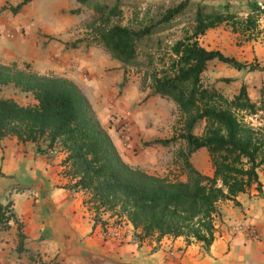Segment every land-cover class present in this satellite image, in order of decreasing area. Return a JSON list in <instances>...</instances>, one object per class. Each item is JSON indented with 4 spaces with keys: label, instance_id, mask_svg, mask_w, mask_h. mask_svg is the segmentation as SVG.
Returning a JSON list of instances; mask_svg holds the SVG:
<instances>
[{
    "label": "trees",
    "instance_id": "1",
    "mask_svg": "<svg viewBox=\"0 0 264 264\" xmlns=\"http://www.w3.org/2000/svg\"><path fill=\"white\" fill-rule=\"evenodd\" d=\"M29 1L11 6L12 12L19 13ZM76 1L100 14L90 25L95 42L125 66L143 70L152 95L177 105L182 124L176 134L154 138L143 146H169L183 140L186 145L178 151L177 159L186 179L130 165L80 86L67 77L39 74L30 64L21 68L17 62L0 61V84L32 93L36 99L35 103L21 104L13 97L0 96V141L7 136L22 142L48 140V147L66 151L65 174L75 179L70 188L90 195L87 203L97 216H125L138 240L183 236L188 244L200 242L210 247L215 240L219 202L239 204L240 193L262 184L264 89L260 100L254 101L246 84L232 97L206 85L203 74L213 60L237 69L261 68L220 49H210L200 38L223 24L252 38L264 13V0H149L157 9L152 14L147 11L137 25L121 20L125 6H130L126 0ZM79 12L81 7L71 10ZM181 16L186 19L181 36L167 40L171 33H164L178 26ZM126 82L124 78L123 84ZM202 122L203 131L197 133ZM127 130L123 136L128 137ZM203 147L210 156L213 176L202 173L191 161L193 153ZM12 205L11 200L0 203V230L10 228L13 220L17 222L22 249L23 223ZM31 260L34 264H56L39 255H32Z\"/></svg>",
    "mask_w": 264,
    "mask_h": 264
},
{
    "label": "crops",
    "instance_id": "2",
    "mask_svg": "<svg viewBox=\"0 0 264 264\" xmlns=\"http://www.w3.org/2000/svg\"><path fill=\"white\" fill-rule=\"evenodd\" d=\"M240 48L244 50L242 61L258 64L261 69L250 71L230 66L232 73L236 74H227L223 78H231L230 83L237 85L238 89L246 84L250 97L258 101L264 89V34L245 38ZM109 57L95 46L87 50L71 49L30 30L24 34L19 29V22L14 23L0 12V61L7 64L17 62L21 68L30 64V68L39 74L74 80L104 124L110 122L113 113H122L123 116L128 113L132 117L135 102L144 94L141 90L132 93V85L128 82L125 92L120 97L117 95L115 85L126 78V70L121 62ZM217 61H211L208 68ZM112 67L117 69L108 70ZM16 90L26 97L23 102L13 96L21 104L36 102L32 93ZM149 93L150 90L146 95ZM162 98L151 94L148 102ZM107 125L124 157L125 144L115 127ZM144 127L146 136L155 132L145 124ZM48 144V140L22 142L16 136H7L0 141V203L13 202L25 235L21 249L17 222L13 220L10 228L0 230V264H34L32 255L52 262L55 257H60V253L64 254L47 230L48 214L64 215L84 240L122 257L149 258L157 264H264V167L259 171L261 186L253 184L247 192L240 193L237 197L239 204L232 200L219 202L215 240L210 247L200 242L188 244L183 236L166 235L160 241L155 236L138 240L133 224L125 216L120 220L124 223L126 240L120 243L107 241L103 236L104 226L114 223L117 216L103 213L96 219L93 206L87 203L88 194L70 188L75 179L65 174L67 152L58 147L57 154L47 155ZM191 161L202 173L213 176L214 168L205 147L193 153ZM181 178L186 179V174L182 173ZM234 224L255 226L259 238L251 239L241 231L232 232Z\"/></svg>",
    "mask_w": 264,
    "mask_h": 264
},
{
    "label": "rangeland",
    "instance_id": "3",
    "mask_svg": "<svg viewBox=\"0 0 264 264\" xmlns=\"http://www.w3.org/2000/svg\"><path fill=\"white\" fill-rule=\"evenodd\" d=\"M22 1L23 0H0V12L2 11L5 18L10 19L14 23L19 22V29L22 33L27 34L28 30H30L31 33L44 36L48 38L49 41H54L56 43L60 42L65 45L66 43L71 44L76 42L78 44L76 47L68 46L71 49L82 48L83 50H87L90 46H95L103 50L105 56L112 57L101 44L95 42V38L92 35L93 33L92 29H90V25L96 22L100 16L93 8L81 5L76 0H30L23 6L19 13L14 14L11 10V6H16ZM126 1L130 6H125L124 8V16L121 19L124 24L131 23L137 25L147 11L149 14H152L157 9V6L150 4L149 0ZM132 3H139V5L133 6L131 5ZM79 7H81V12L71 13V10ZM184 20H186L185 17L181 16L178 18L179 25L170 30L168 29L166 31L167 33H164L166 36L171 33L170 38L167 37V40L181 36V28L186 24ZM253 33H259V36H261V33L264 34V13L259 16V26ZM245 38H247V35L234 32L229 25L223 24L219 27L210 29L200 38V41L210 49H220L227 55L243 60L244 50L240 47L245 41ZM123 66L126 70L124 76L127 78V83L123 84L124 78L117 82L115 85L118 91L117 95L119 96L125 92L128 82L132 85V93L138 90L144 91L140 99L135 102L134 107L136 110L132 112V117L128 113L124 116L122 113L118 115L113 113L110 122L107 123L112 125V128L113 126L115 127L118 136L121 137L125 144L124 146L126 149L123 152V158L130 165L140 167L150 173L168 175L171 178H181L183 168L180 161L177 159V153L186 145L183 140H178L169 146L160 144L147 147L143 146L144 142L154 138H167L176 134L182 124L181 113L177 105L168 98L158 99L157 102L149 103L148 98L151 96V93L146 95V92L149 90L150 92L152 91L149 88V79L145 80L144 71L136 67L125 66L124 64ZM22 68H26V66ZM120 68L121 67H118V69ZM115 69H117V67H112L108 70ZM234 70L236 71V69ZM227 74L236 73H232L230 65L217 61L213 66L207 68L206 72L203 74V81L206 85H214L227 96L232 97L239 89L237 85L230 83L231 81L226 82L221 80V78ZM0 96H14L23 102L26 101V97L23 93H19L16 88L11 85L6 86L0 84ZM125 108L127 109V106H125ZM124 121L125 123L122 125ZM255 122L257 123V121ZM107 124H104V126L108 130ZM144 124L147 128L148 126L153 128L155 132L149 136L144 135ZM204 125L205 123L202 122L197 127L196 132L201 133ZM123 127L125 130L128 129V137L123 136ZM134 137L136 141H132ZM89 197L90 195L88 194V198ZM99 216L96 215V219H99ZM116 216L117 219L113 224L117 223L121 217L118 215ZM60 254V257L57 256L52 260L56 264H79L78 261L72 257L62 253Z\"/></svg>",
    "mask_w": 264,
    "mask_h": 264
},
{
    "label": "water",
    "instance_id": "4",
    "mask_svg": "<svg viewBox=\"0 0 264 264\" xmlns=\"http://www.w3.org/2000/svg\"><path fill=\"white\" fill-rule=\"evenodd\" d=\"M47 230L61 251L79 264H157L149 258H127L102 250L84 240L62 214H48Z\"/></svg>",
    "mask_w": 264,
    "mask_h": 264
},
{
    "label": "built area",
    "instance_id": "5",
    "mask_svg": "<svg viewBox=\"0 0 264 264\" xmlns=\"http://www.w3.org/2000/svg\"><path fill=\"white\" fill-rule=\"evenodd\" d=\"M58 150L59 149L57 146L47 147L46 154L52 156L57 154ZM231 231L232 232L241 231L251 239L259 238L260 236L258 229L252 225L244 226L243 224H234L231 226ZM103 236L107 241H118L120 243H123L126 240L124 223L120 220V218L117 223L115 224L110 223L104 226Z\"/></svg>",
    "mask_w": 264,
    "mask_h": 264
}]
</instances>
